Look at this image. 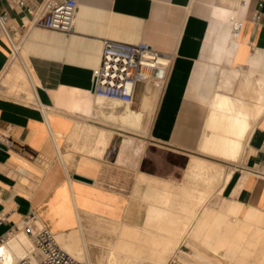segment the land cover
Masks as SVG:
<instances>
[{
	"label": "crops",
	"instance_id": "0c3cea01",
	"mask_svg": "<svg viewBox=\"0 0 264 264\" xmlns=\"http://www.w3.org/2000/svg\"><path fill=\"white\" fill-rule=\"evenodd\" d=\"M0 13L8 14L10 31V37L0 31V68L5 71L0 125L11 137V142L0 139V237L32 214L49 227L48 217L59 210L75 216L70 176L80 200L93 188L111 192L120 205L117 214L124 217L125 201L137 183L142 188L145 184L139 180L141 171L163 176L145 168L149 149L130 147L145 141L137 135H148L178 154L190 151L211 159L200 148L209 112L201 96L239 95L245 70L255 68L257 78L264 74V0H78L69 33L37 26L32 14L9 0H0ZM233 17L243 27L217 61V45ZM107 39L145 41L173 57L163 84L154 80L155 86L139 85L135 100L140 102L131 104L139 114L132 124L137 131L95 118L93 81ZM16 48L19 56L14 55ZM147 71L157 72L153 67ZM45 107L53 109L51 114ZM255 120L241 160L221 159L236 174H246H233L231 196L223 193L222 198L264 210V111ZM86 122L115 133L87 135Z\"/></svg>",
	"mask_w": 264,
	"mask_h": 264
},
{
	"label": "bare ground",
	"instance_id": "6f19581e",
	"mask_svg": "<svg viewBox=\"0 0 264 264\" xmlns=\"http://www.w3.org/2000/svg\"><path fill=\"white\" fill-rule=\"evenodd\" d=\"M233 38L231 29L220 38L215 60H222ZM15 54L19 56L17 48ZM149 67H145L147 73ZM244 74L239 95L214 92L211 99L200 98L209 107L200 148L210 156L240 161L251 138L253 120L264 111V74L257 78L253 67ZM44 109L47 114L53 110ZM94 111L103 123L137 131L132 124L139 114L130 103L97 96ZM83 125L87 135L95 131L108 136L115 133L87 122ZM219 163L194 155L180 177L141 171L139 180L145 184L142 188L137 183L132 197L125 201L124 217L117 214L120 205L111 192L93 188L80 200L81 192L70 176L76 215L59 210L48 217L51 227L38 215L33 221L34 232L47 227L60 246L83 264H264V210L246 208L238 199L230 203L222 198L234 168L225 170ZM173 169L179 172L178 167ZM25 225L21 221L18 230L1 243L0 264H14L22 258L39 260Z\"/></svg>",
	"mask_w": 264,
	"mask_h": 264
},
{
	"label": "built area",
	"instance_id": "2783aa9c",
	"mask_svg": "<svg viewBox=\"0 0 264 264\" xmlns=\"http://www.w3.org/2000/svg\"><path fill=\"white\" fill-rule=\"evenodd\" d=\"M12 5L25 9L34 17V23L43 28L69 33L73 30L78 8V0H9ZM243 27V21L232 18L231 30L237 37ZM0 31L10 37L8 14L0 13ZM173 61L172 55L154 48L150 43H137L114 39L104 41L102 59L93 81V93L107 99L134 104L140 84L150 85L154 80L163 84L166 71ZM146 66L156 69L155 74H148ZM5 72L0 68V92L5 87ZM0 139L11 142L0 125ZM35 214L25 218V229L32 235L36 245L37 262L22 258L14 264H83L63 249L53 233L46 227L34 232ZM8 234L0 237V245Z\"/></svg>",
	"mask_w": 264,
	"mask_h": 264
},
{
	"label": "rangeland",
	"instance_id": "374dc122",
	"mask_svg": "<svg viewBox=\"0 0 264 264\" xmlns=\"http://www.w3.org/2000/svg\"><path fill=\"white\" fill-rule=\"evenodd\" d=\"M148 73H149V71H148ZM150 85L151 86H155L156 84L153 82ZM139 102H140V98L135 100L134 106L136 107ZM137 137H142V138H144L145 141L142 142L140 140H137L136 141V145H131L130 147L136 148L137 146H144V150L145 149L146 150L149 149L148 150L149 154H148V157H147V161L148 162H147V165H145V168H147L148 171H151L153 173H160L163 176H173L174 175L173 166L175 164H177L178 168H179V172H177L176 176L180 177L182 172H183V169H184L183 167L185 165H187V164H190V162L192 160V156H194L193 154H188V153H190V151H186L187 153L178 154L177 152L175 153L172 150H166V148L159 146L157 144V142L155 140H152L150 138V136H148V135L147 136H138L137 135ZM214 157H216V158H214ZM209 158H211V159H213L215 161H218V162H224V161L221 160L223 158L218 157L219 158L218 159L217 156H212V157H209ZM224 160H226V159H224ZM219 166L224 168V169L226 168L225 170H229L230 168H232V167H230L228 169L222 163H219ZM235 168H237V167L235 166ZM233 174L235 176H237V175H241L242 177L246 176V174H236L235 173V169H234V173ZM231 183L228 185V187L224 191V195L227 196V197L231 196L230 192L228 191L229 190V186H231ZM16 230H18V229H16ZM184 249L187 250V248H184ZM36 253H37V251L35 252V254ZM171 263L172 264H178L177 261H172Z\"/></svg>",
	"mask_w": 264,
	"mask_h": 264
},
{
	"label": "water",
	"instance_id": "95a60500",
	"mask_svg": "<svg viewBox=\"0 0 264 264\" xmlns=\"http://www.w3.org/2000/svg\"><path fill=\"white\" fill-rule=\"evenodd\" d=\"M76 178L82 179L87 182H93V180L89 177L81 176V175H76Z\"/></svg>",
	"mask_w": 264,
	"mask_h": 264
}]
</instances>
